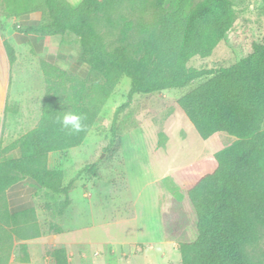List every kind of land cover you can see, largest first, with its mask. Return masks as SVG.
Listing matches in <instances>:
<instances>
[{
	"label": "trees",
	"instance_id": "16d2710c",
	"mask_svg": "<svg viewBox=\"0 0 264 264\" xmlns=\"http://www.w3.org/2000/svg\"><path fill=\"white\" fill-rule=\"evenodd\" d=\"M127 2H136L140 9L151 7L157 16L151 25L140 26L132 54L123 46L108 51L91 19L101 17L111 25V17ZM166 2L82 0L72 7L65 0H0V16L5 19L40 14L38 24L25 33L75 38L80 49L78 61L89 69L81 78L54 62H40L44 96L36 127L5 147L0 141V227L27 215L8 214L4 204L5 191L22 180L64 197L55 205V215L61 216L68 208L73 181L64 185L62 171L48 170L47 156L84 144L122 78L129 79L132 87L129 102L114 113L112 134L135 94L180 90L205 79L179 97L177 105L204 142L217 136L220 145H228L193 169L199 175L178 197L167 200L161 193L162 238L177 245L181 264H254L247 248L258 241L259 231H264V43H253L251 52L230 67L188 68L193 57L213 54L232 29L237 8L246 0H202L194 5L181 0L170 12L165 9ZM258 9L264 14V0H259ZM2 50L0 96L9 86V70L15 62L14 50L6 40ZM66 111L84 117L81 132L62 128L58 117ZM13 150H19V158L9 157ZM90 171L94 173V168ZM29 212L37 229L34 211ZM4 235L0 228V239ZM19 250L24 258L17 260L27 263L25 247ZM52 257L56 264H67L63 249L53 251Z\"/></svg>",
	"mask_w": 264,
	"mask_h": 264
},
{
	"label": "rangeland",
	"instance_id": "374dc122",
	"mask_svg": "<svg viewBox=\"0 0 264 264\" xmlns=\"http://www.w3.org/2000/svg\"><path fill=\"white\" fill-rule=\"evenodd\" d=\"M66 1L76 7L82 0ZM180 1L167 0L166 11L174 10ZM189 1L194 5L202 0ZM258 4L259 0H246L239 5L232 29L213 54L203 59L193 57L187 67L196 70L230 67L251 52L253 43H264V14ZM156 16L157 12L151 7L140 9L136 2H127L111 17V25L101 17H92L91 21L108 51L123 46L132 54L140 38V26L151 25ZM0 23L5 26L1 16ZM0 51L3 53L1 46ZM58 65L67 70L63 64ZM15 75L12 69V83L17 79ZM204 80L180 90L135 94L119 118L116 134H112L114 113L129 102L132 87L129 79L122 78L84 144L68 150L67 156L58 162L55 169L65 173L64 185L73 181L69 194L73 206L81 211L84 222L91 228L82 236L102 242L87 247L84 264H181L177 245L171 242L168 249L163 244L159 214L161 193L167 200L178 197L179 191L199 175L193 169L228 145H220L217 136L204 142L177 105L179 97ZM34 83L38 86L32 98L39 106L44 96L40 70ZM0 98L5 99V91ZM3 122L0 117V128ZM3 143L5 146V134ZM190 176L193 177L189 179ZM102 219L105 225L99 227ZM0 228L5 230L0 239V264H6L12 236L8 230ZM16 252L20 255L21 251L16 248ZM247 253L254 264H264L263 230L259 231L258 241L247 248Z\"/></svg>",
	"mask_w": 264,
	"mask_h": 264
},
{
	"label": "crops",
	"instance_id": "0c3cea01",
	"mask_svg": "<svg viewBox=\"0 0 264 264\" xmlns=\"http://www.w3.org/2000/svg\"><path fill=\"white\" fill-rule=\"evenodd\" d=\"M40 18V14L36 12L19 18H4L5 26H3L4 31L0 32V46L2 47V41L6 40L14 50L15 62L10 67L9 78L14 69L17 82L15 80L12 83L10 78L9 86L5 88V99L0 98V117L4 121L0 128L2 147L11 144L35 128L40 119L42 103L37 106L32 97L38 86L34 83V77L37 70H40L41 61L54 62L57 67L59 63L63 64L67 70L59 67L60 69L81 78L89 73L88 67L78 61L80 49L75 38L67 34L57 37H41L25 33L26 29L36 26ZM5 107L6 113H4ZM66 152L48 154L47 169L57 170L55 168L60 159L67 156ZM9 157L19 158V150L10 152ZM53 197L47 190L37 188L28 179L10 186L5 191L4 204L7 213L27 214L26 217H20L14 223L7 221L2 224V227L12 236V248H9L6 264H56L52 252L59 249L65 251L67 264H84L87 260V247L102 244L101 241H94L89 236H82L83 232L88 233L91 228L86 221L84 222L81 211L73 206L70 196V205L61 216L55 215L54 208L55 203L62 201V198L61 196ZM31 210L35 214L37 229L32 224V215L29 212ZM98 225L99 227L105 225L103 219ZM12 230H15L14 233H11ZM37 231H39L38 237H36ZM163 244L170 245L164 241ZM20 246L25 247L27 263L18 261L24 258L22 251L20 255L16 252V248ZM168 249H170L169 246Z\"/></svg>",
	"mask_w": 264,
	"mask_h": 264
},
{
	"label": "clouds",
	"instance_id": "9594fccd",
	"mask_svg": "<svg viewBox=\"0 0 264 264\" xmlns=\"http://www.w3.org/2000/svg\"><path fill=\"white\" fill-rule=\"evenodd\" d=\"M84 117L73 111H66L58 120L62 128L68 130L70 133H79L84 129Z\"/></svg>",
	"mask_w": 264,
	"mask_h": 264
},
{
	"label": "built area",
	"instance_id": "2783aa9c",
	"mask_svg": "<svg viewBox=\"0 0 264 264\" xmlns=\"http://www.w3.org/2000/svg\"><path fill=\"white\" fill-rule=\"evenodd\" d=\"M98 255V253H95V256H97Z\"/></svg>",
	"mask_w": 264,
	"mask_h": 264
}]
</instances>
